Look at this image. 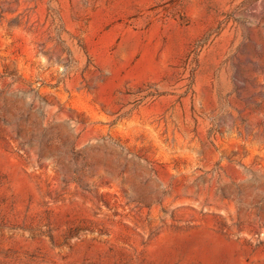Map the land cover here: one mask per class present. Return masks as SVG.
I'll list each match as a JSON object with an SVG mask.
<instances>
[{"label": "rangeland", "instance_id": "obj_1", "mask_svg": "<svg viewBox=\"0 0 264 264\" xmlns=\"http://www.w3.org/2000/svg\"><path fill=\"white\" fill-rule=\"evenodd\" d=\"M0 264H264V0H0Z\"/></svg>", "mask_w": 264, "mask_h": 264}]
</instances>
